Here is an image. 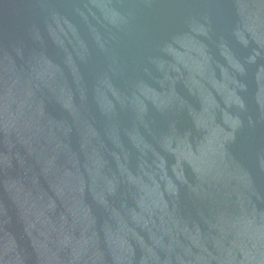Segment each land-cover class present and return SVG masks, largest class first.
<instances>
[{
  "label": "water",
  "instance_id": "1",
  "mask_svg": "<svg viewBox=\"0 0 264 264\" xmlns=\"http://www.w3.org/2000/svg\"><path fill=\"white\" fill-rule=\"evenodd\" d=\"M0 264H264V0H0Z\"/></svg>",
  "mask_w": 264,
  "mask_h": 264
}]
</instances>
